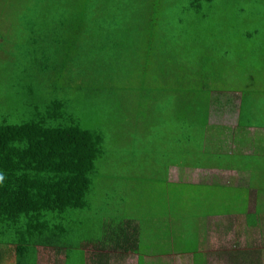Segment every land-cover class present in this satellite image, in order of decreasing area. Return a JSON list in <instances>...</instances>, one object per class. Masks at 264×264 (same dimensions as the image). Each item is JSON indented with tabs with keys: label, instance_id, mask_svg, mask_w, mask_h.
<instances>
[{
	"label": "trees",
	"instance_id": "1",
	"mask_svg": "<svg viewBox=\"0 0 264 264\" xmlns=\"http://www.w3.org/2000/svg\"><path fill=\"white\" fill-rule=\"evenodd\" d=\"M206 1L211 4L215 0ZM239 1L243 3L233 10V21L242 14L246 2H257ZM239 1L229 0V4ZM170 7L174 11H168ZM199 8L195 0L180 3L179 0H0V17H3L0 37L12 48L20 46L27 52L31 45L34 50L29 54H35L37 47L48 45L33 41L32 36L41 33L29 31L28 27L34 22L53 26V45L61 46L62 52L71 49L74 62L80 58L88 62L91 55L98 56L104 51L106 56L99 69L90 65L69 71L70 59L59 56L58 48L57 54L50 55L47 62L48 78H53L50 87L53 101L35 107L22 123H10L7 116L0 115V264H4V256L15 257L16 261L11 264H22L27 254L33 256L38 245L53 246L65 253L84 245L114 244L123 251L137 252L141 247L139 242L143 244L149 237L146 234L150 220L156 219L154 224L162 222L159 216H151L150 202L155 197L158 205L162 201L163 187L169 184L170 165H187L190 161L195 166L205 167L207 160L209 164L214 163V152L206 158L207 148L200 147L198 141L192 142L198 151L184 150L179 160L171 156L167 148L154 146L163 142L160 127H169L173 118L183 115V108L192 104L193 98L192 91L184 88L189 86L190 69L171 70L165 62L172 60L166 59L156 68L150 64L152 55L159 53L161 47L168 53L175 50L171 59L179 53V49L169 43L172 36L162 21L181 15L196 23ZM198 17L210 18L208 14ZM4 18L10 19L7 29L3 28L7 23ZM262 31L261 26L255 27L246 31V36L253 45L261 41L264 46ZM233 39L236 37L216 40L225 48ZM223 53L227 57L230 54L226 48ZM176 57L173 60L181 59V55ZM185 58L187 62V54ZM4 59H0V64ZM174 76H179L175 79L179 87L168 90L170 78ZM9 81L11 76H4V82ZM163 93L176 98L161 108ZM206 95L211 94L206 92ZM230 95L234 99L233 95L238 97L239 124L244 127L264 125V115L257 109L264 107L262 93L260 102L245 92L232 91ZM206 102L202 107H195L194 114L201 117L200 121L208 117L210 104ZM174 103L179 104L178 115L170 112ZM117 107L125 108V121L113 122L106 118L108 109ZM149 108L154 112L146 111ZM80 112L86 114L85 121ZM125 134L130 138L127 144L120 141ZM152 146L162 157L159 166L162 174L156 180L151 174L154 169L150 170L149 166ZM105 167L109 175L104 176L102 183H96L97 179H102L100 171ZM111 180L120 187L117 189L120 198L133 201H128L129 208L116 209L118 213L131 214V206L137 213L123 222L115 219V229L108 219H96L95 209L87 202L94 186L102 188ZM151 182L157 185L160 182L162 188L159 196L148 201L149 193L144 197L143 193L146 187L150 191ZM82 211L92 215V219L80 221ZM88 223L91 231L87 229ZM250 226L264 229V220H253ZM142 227L146 230H141ZM185 229L184 243L193 245L199 239L198 230ZM255 256L259 258V253L250 251L241 259L247 258L249 264H254ZM137 261L143 264L139 256Z\"/></svg>",
	"mask_w": 264,
	"mask_h": 264
},
{
	"label": "rangeland",
	"instance_id": "2",
	"mask_svg": "<svg viewBox=\"0 0 264 264\" xmlns=\"http://www.w3.org/2000/svg\"><path fill=\"white\" fill-rule=\"evenodd\" d=\"M183 0H179V3ZM199 3L200 13L198 16L208 14L210 18L204 20L196 16V23H192L189 19H185L181 15L174 19L162 21L165 27L169 28L170 39L169 43L173 44L179 49V53L176 56L181 55L180 60H173L177 57L174 56L172 59V53L175 50H171L170 53L166 52L163 47L159 53H154L151 58L152 68H156L159 64H162L165 59L171 62H165L167 67L171 70L180 69L178 71H184L190 69L189 75V86H184L187 90L192 91L193 98L191 99L192 104H187L183 108V115L173 118L168 126L160 127V137H162V144H155V147H164L168 149L171 156L178 158L179 160L186 148H191L192 142L198 141L202 143L204 132L208 129V125L202 123L199 115L194 114L195 107H202L205 100L206 103L213 104L214 107L222 110L219 115L223 117L228 116L229 107L224 104L226 99L232 100V106L237 107L239 101L232 98L230 93L233 92H245L248 96L256 98L259 102L261 100L264 104V46H261V41L258 45H253L250 42L246 31L255 27H262V34L264 35V0L248 1L243 6L242 14L237 17V21H233L232 14L235 8L243 3L239 1L237 4H229V0H215L214 2L207 3L206 0H195ZM185 2V1H184ZM136 5V3H135ZM238 8V7H237ZM2 10V9H1ZM185 10V9H184ZM168 11H174V8L170 7ZM186 11V10H185ZM192 12L191 10H189ZM174 14H172L173 16ZM7 16V15H6ZM3 18V17H2ZM0 17V19L2 20ZM7 22L3 25L4 29H7L10 23V19L4 18ZM31 26L28 27L29 31L34 30L41 32L32 36L33 41L38 43H48V45H41V47H35L38 53L29 54L34 48L30 45L29 51L23 52L20 46L12 48L6 44L4 37H0V59L5 58L3 64H0V115H5L9 118L10 123H22L29 118L31 111L38 107L40 108L43 102L53 101V90L50 88L53 84V78H48V64L50 55H56L58 48L62 58H69V64L67 68L70 70L77 71L86 66H94L99 69V64L104 62L105 51L97 55H91L88 62H83L84 59L80 58L79 61L75 59L73 61V51L68 49L66 51H60L61 46L58 44L53 45V26L46 27L31 22ZM253 31V30H252ZM236 37V39L230 40L225 44V48L230 54L225 55L223 51L224 47L217 42L216 39L221 38L226 41L229 38ZM7 38V37H6ZM219 44V46H218ZM6 49V52L3 51ZM187 54V62L185 55ZM224 55V56H223ZM15 59H12L14 58ZM53 63V61H52ZM183 64V67H181ZM6 71V73H5ZM84 70H81L82 72ZM4 76L10 77L11 81L4 82ZM179 76L170 78L167 86L168 90H175V79ZM206 89L210 91H206ZM211 95H206V92ZM169 94L160 96L159 106L166 107L167 103L174 101L175 98ZM98 100V98H97ZM262 106V105H261ZM259 107L260 113L264 115V107ZM224 107V108H223ZM97 108V106H96ZM110 111V112H109ZM148 112H154L152 108L146 109ZM170 112L179 114V104L174 103L171 106ZM82 121H85L86 114L80 112ZM126 111L124 107H117L116 109H108L106 118L113 122L125 121ZM177 114V115H178ZM240 116V115H239ZM255 120H258L255 118ZM260 122V120H258ZM261 123V122H260ZM117 131L119 132V128ZM116 128L112 130V133L116 132ZM117 132V133H118ZM192 139H186L190 137ZM126 144L130 142V138L125 134L120 140ZM111 143L109 142V145ZM152 146L150 152L152 154V160L149 164L150 170L153 167L151 174L156 178L162 174L159 170L161 165L162 157L157 154L156 149ZM224 147V146H223ZM111 148V146H110ZM228 150L224 147L223 152ZM220 162L232 165V158H220ZM144 161V158L141 159ZM235 165V161H234ZM161 173V174H160ZM109 172L107 167L100 171V177L96 183H102L104 176H108ZM174 180H181V182L171 183V185H165L163 187L164 192H173L171 200L173 203L180 205L181 207L176 209V212H180L183 215L192 213H211V206L214 207L215 212L222 210H230L234 206L235 211H240L241 205L237 198L240 194L230 192L229 189L224 188L220 192V188L215 186V183L207 185L208 183L196 184L193 183L195 178L191 173H186L184 177L177 178L174 176ZM184 181V182H183ZM116 181H109L102 188L94 189L87 196V202L90 206H93V213L96 219H108V222L114 226H117V221L123 222L122 220L128 219L130 216L135 217L136 212L132 209L131 214L121 211L118 213L116 209L129 208V202L133 203L132 199L128 198V201L120 198L117 195V189L120 188ZM157 185V182L149 183V189L143 193V197L149 193L148 201L153 196H159L161 194L160 188L162 186ZM159 187V188H157ZM103 192V193H102ZM224 193L229 198L236 200L235 205L226 206L222 204V201L215 202V194ZM229 192V193H228ZM106 193V198L104 197ZM221 194V196H223ZM224 196V197H225ZM105 198V202L103 201ZM213 198V201L208 204L209 200ZM147 201V202H148ZM264 203V197L260 200ZM127 202V203H125ZM159 202L157 198L151 200L152 207H157L156 204ZM162 201L159 203V205ZM165 206L158 207L155 210L157 214L165 213ZM90 214L82 211L79 216V220H86L91 217ZM204 216V214H202ZM160 219L162 218L159 215ZM205 217V216H204ZM117 219V221L115 220ZM186 228H189V224L186 222L182 223ZM183 225L179 227V231L184 233ZM192 228V227H191ZM88 231L89 223L87 225ZM141 230H146L142 227ZM145 232V231H144ZM162 242L159 241L161 248ZM47 256H50V252H45ZM80 253L79 248L75 247L73 250L65 251V259L68 260L74 256V254ZM50 259V258H49ZM135 262V261H134ZM134 262L132 264H134ZM54 263V262H53ZM60 264H63L60 261Z\"/></svg>",
	"mask_w": 264,
	"mask_h": 264
},
{
	"label": "crops",
	"instance_id": "3",
	"mask_svg": "<svg viewBox=\"0 0 264 264\" xmlns=\"http://www.w3.org/2000/svg\"><path fill=\"white\" fill-rule=\"evenodd\" d=\"M224 104L229 107L228 116L219 115L222 110L210 104L208 117L202 122L208 125V129L199 145L207 148L206 158H210L214 152V163L209 164L207 160L205 167L195 166L190 161L187 165L172 164L167 182L168 185L181 182L174 180V176L182 178L186 173H191L195 178L193 183H215L220 192L227 188L230 192L240 194L237 198L241 205L240 211L233 210V206L231 211L215 212L211 206V213L183 215L176 212L181 206L172 202L173 192L167 191L161 197L162 203H157V207L151 211V216L161 215L162 222L154 224L156 219L150 220V229L146 234L149 237L144 245L139 242V251H123L114 247V244L84 245L77 247L80 253L74 254L69 261L65 259L63 251L53 246L38 245L33 256L27 254L22 264H60V261L63 264H132L135 261L134 264H138V256L142 258L143 264H249L247 258H241L250 251L259 253V258L255 256L257 260L254 264H264V229L250 226L253 220H264V203L260 201L264 197V125L260 123V126L244 127L238 122L239 104L233 107L229 99ZM223 146L228 150L226 153L223 152ZM197 149L192 145L185 151ZM219 156L232 158V165L220 162ZM220 192L215 194V202L221 200L223 205H235V198ZM212 201L213 198L208 204ZM163 205L166 212L157 214L155 210ZM183 222L189 224L187 229L194 232L198 230L199 239L193 245L184 243V233L179 231ZM183 228L185 231L184 225ZM159 241L162 242L161 248ZM47 251L50 256L45 253ZM12 261H16L15 257L4 256V264H11Z\"/></svg>",
	"mask_w": 264,
	"mask_h": 264
}]
</instances>
